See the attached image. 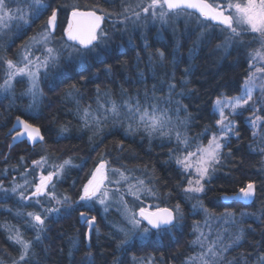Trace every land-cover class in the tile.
<instances>
[{
    "label": "trees",
    "instance_id": "obj_1",
    "mask_svg": "<svg viewBox=\"0 0 264 264\" xmlns=\"http://www.w3.org/2000/svg\"><path fill=\"white\" fill-rule=\"evenodd\" d=\"M138 2L140 0H45L47 9L21 35L13 36L11 40L9 36L2 38L0 54H4V45L8 44L6 58L16 60L23 44L28 37L40 30L52 9H58L59 18L65 24L71 5L76 3L81 8L84 5L99 4L114 13L102 24L111 37L108 42L110 51L102 52L99 56L91 54L88 62L82 66L74 61L67 68V76L54 83L50 79H42L40 89L43 95L35 110H27L31 97L21 94L26 87V80L23 78H16L14 91L0 92V185L9 189L7 195L0 191V264H13L19 256V246L8 239L9 233L4 226L19 228L25 239L34 240L36 233L28 226L30 218L27 212L48 206L47 198L41 197L45 201L44 205L24 202L21 209L19 196L10 189L15 184H24L25 178L33 183L38 182L39 175H46L53 170L52 164L71 158L80 166L69 168L63 178L56 181L55 191L58 196L68 194L76 201L83 183L101 156L109 162L110 167L127 170L146 182H150L154 175L159 199L144 198V206L154 207L158 204L171 209L179 203L183 211L181 227L163 239L153 235L148 240H136L133 244L118 248L123 233L118 232L113 224L123 225L126 222L115 205L105 213L96 204L88 215L96 216L99 232L95 229L91 231L89 246L86 247L84 234L88 227L86 223L80 222L79 210L67 216L62 211L59 215L52 214L45 221L46 231L42 233L41 242H34V255L28 264H87L88 251L92 254L93 264H148L149 258L152 264H185L188 257L199 252V248L191 245V241L195 239L193 229L199 224L205 233L208 232V228L204 227L206 215L199 208L193 209L195 201L185 200V194L179 186H186L187 180L182 178L175 160L169 158L170 150L177 148L174 134L171 141L156 137L150 143L143 132L127 134L124 126L114 124L109 119L102 130L93 136V130L82 127L77 106L83 109L91 105L96 110L97 88L100 90L102 103L115 100L122 104L128 98L137 97L143 102L146 92L149 97L152 96L154 85L157 97H167L168 83L174 82L177 87L170 105L173 124L178 125L182 134L186 133L191 141L190 150L195 151L196 144L206 145L216 131V117L213 114L215 100L221 96L234 97L240 93L241 85L249 72V53L259 45L253 42L249 46L254 34L248 33L244 45H233L230 54L225 55L222 49L217 50V44L224 39L221 31L223 26H217L214 31L206 33L193 49L199 31L195 21L186 26L181 19L175 33L171 27L161 29L158 22H153L150 14L147 20L141 19L137 24L119 23L115 14L123 13L124 8L129 5L135 7ZM147 2L149 0H145V5ZM17 4L26 7L22 0H12L13 8ZM141 15L143 17L144 13ZM114 21L117 22L113 23ZM62 35L61 28L56 33L57 40ZM157 49L165 53L162 62L156 55ZM190 49L193 51L190 52ZM40 54V51L36 52V55ZM150 55L153 57L151 62ZM67 56L68 53L65 52L61 61L65 66L68 65ZM107 65H111V72L105 70ZM5 68L0 61V83L5 78ZM186 69L189 70L187 74ZM185 79L188 81L187 85L183 84ZM74 83L79 90L69 97L66 93ZM177 100L180 102L179 106L175 103ZM161 102L166 103L163 100ZM248 114L246 111L233 117L239 136L231 137L229 147L223 149V162L217 166L219 171L214 174L206 192L202 194V200L204 207L212 214L210 223L213 238L223 225L218 217L225 211L234 212L237 220L242 219L241 213L249 214L243 217L246 223L236 226L246 230V239L241 247L230 250L226 256L228 260H240L242 255L247 257L251 254L254 264L255 256L264 252V127L257 128L254 139L253 130L247 123ZM261 115H264V111ZM17 116L38 126L44 141L33 145L24 140L14 145L13 135L9 130ZM185 118L186 127L179 124ZM61 126L68 129L63 136L60 134ZM206 127L209 129L207 132L204 131ZM200 133L204 135L201 136ZM90 137L93 138L90 140ZM42 156L47 157L48 164L43 169L34 168L33 160H39ZM248 182L256 185V196L252 204L245 206L239 202L224 201L225 195L231 197L238 194L239 189ZM26 189V195H30L33 189L28 186ZM23 190L18 189V192ZM169 192L171 195L167 196ZM126 199L131 201L132 197L127 196ZM223 227L229 228L230 232L236 230L229 225ZM77 238L80 241L78 250L72 247V241Z\"/></svg>",
    "mask_w": 264,
    "mask_h": 264
},
{
    "label": "snow or ice",
    "instance_id": "obj_2",
    "mask_svg": "<svg viewBox=\"0 0 264 264\" xmlns=\"http://www.w3.org/2000/svg\"><path fill=\"white\" fill-rule=\"evenodd\" d=\"M22 2L26 4V7H20L17 4L13 8L12 0H0V42L4 36H9L11 40L13 36L21 35L48 7L45 0H31V2L22 0ZM141 13H144L143 17ZM149 14L154 23L160 24L161 29L171 27L173 33L177 31L178 21L181 19L185 21L186 26L195 21L199 31L193 49L203 40L206 33L214 31L217 26H223L221 31L224 34L223 41L217 44V50L222 49L225 55L230 54L233 45H244L246 34H254L249 41V46L255 42L259 47L249 53V72L241 85L240 94L235 97L218 98L214 103V109L219 115V119L216 120L218 131L212 133L206 145L198 143L195 145V151L190 150L191 141L186 133H181L178 125L173 124L171 116L170 105L177 87L174 82L168 83L167 97H157L154 85L152 96L149 97L146 92L143 102L137 97L128 98L122 104L115 100L102 103L100 90L97 88V109L93 110L91 105L81 109L78 105L77 115L83 128L93 130V136L102 130L104 123L109 119L114 124L124 126L127 134L143 132L150 143L156 137L171 141L174 134L177 148L170 150L169 158L175 160L182 172V178L187 180L186 186H179L182 187L185 200L195 201L192 204L193 209L199 208L205 213L204 227L208 228V232L205 233L199 224L194 227L195 239L191 241V245L199 248V252L188 257L185 264H253L251 254L247 257L242 255L240 260L236 258L228 260L226 256L230 250L241 247L246 239V230L236 226L246 223L243 217L249 214L241 213L242 219L237 220L234 212L225 211L218 219L223 221V225H229L236 230L230 232L229 228L221 225V229L213 238L210 223L212 214L204 207L202 194L206 192L214 174L219 171L217 166L223 162V149L229 147L230 134L239 136L233 117L238 113L242 115L240 110L248 106L246 110L253 113L248 121L251 127L253 129L264 127V115H261L264 111V0H149L146 5L145 0H140L135 7L129 5L124 8L123 13L115 15L119 23L126 25L128 22L137 24L141 19L147 20ZM113 15V12H109L99 4L84 5L81 8L76 3L71 5L65 24L59 18L58 9H52L51 15L47 17L40 30L28 37L23 44L18 59H7L9 45H4V54H0V61L6 68L3 83H0V92L14 91L16 78H23L26 80V87L21 94L31 97L27 110L29 112L35 110L43 95L40 89L42 79H50L54 83L55 80L67 76V68H70L74 61L82 66L88 62L91 54L96 53L99 56L102 52L110 51L108 42L111 37L102 24ZM61 28L63 35L57 40L56 33ZM145 47H148L146 37ZM193 49H190V52ZM37 51L41 54L36 55ZM65 52L68 53L67 66L61 63ZM156 55L161 62L165 58V53L159 49L156 50ZM152 59L150 55L149 61L151 62ZM105 70L111 72V65H107ZM188 71L186 69L185 73L187 74ZM80 78L83 80V75ZM187 83L186 79L183 80V84L187 85ZM257 89L260 91L259 98L254 95ZM78 90L74 83L66 95L71 97ZM182 94L179 93V95ZM162 100L166 103H162ZM175 103L178 106L180 104L178 100ZM176 111H179V107ZM179 124L186 127L187 118L179 121ZM13 130L16 131V135L13 136L14 142H20L26 138L29 143L35 145L44 141L40 128L19 116L10 131ZM208 130L206 127L204 131ZM67 131L66 126H61V136ZM199 135L202 136L204 133ZM252 136L255 139L257 132L253 131ZM21 159L23 161V158ZM32 163L34 168L43 169L48 164V159L42 156L39 160H33ZM79 166L68 158L59 164H52L53 170L46 175H39L38 182L33 183L25 178L24 184H15L10 189L13 194L19 196L22 202L21 209L24 207V202L44 205L45 201L41 200V197L47 198L48 203L47 207L27 212L30 218L28 226L36 233L34 240L25 239L19 228L4 226L5 231L9 233L8 239L19 246V256L13 264H28L31 256L34 255L32 251L34 242H41L42 233L46 231L45 221L50 219L52 214L59 215L62 211L67 216L79 210L80 222L86 223L89 230L84 234L85 239L90 240L91 231L95 229L98 233L99 229L96 227V216H89L88 213L96 204H99L105 213L115 205L123 221L126 222L123 225L113 224L118 232L123 233L118 248L133 244L136 240H148L153 235L163 239L181 227L183 211L179 203L171 209L160 207L158 204L154 207L144 206V198L159 199V189L154 182L156 180L154 175L150 182H146L145 179L134 176L127 170L110 167L103 156L83 183L76 201H73L68 194L58 196L55 191L56 181L62 179L69 168ZM27 171L26 169L25 172ZM109 185H116V187H109ZM26 186L33 189L30 195H26ZM18 189L24 190L18 192ZM0 191L7 195L9 189H4L0 185ZM166 195L170 196L171 193ZM127 196H131L132 200H127ZM255 196L256 185L254 182H248L245 187L239 189L238 194L231 197L225 195L223 199L247 205L254 201ZM18 214L23 213L18 212ZM79 243L78 238L73 240L72 247L78 250ZM91 255L90 251L86 252L87 264H93ZM148 264H152L151 258ZM254 264H264V252L255 256Z\"/></svg>",
    "mask_w": 264,
    "mask_h": 264
},
{
    "label": "rangeland",
    "instance_id": "obj_3",
    "mask_svg": "<svg viewBox=\"0 0 264 264\" xmlns=\"http://www.w3.org/2000/svg\"><path fill=\"white\" fill-rule=\"evenodd\" d=\"M227 14V13H226ZM17 78H19V77H17ZM240 94V93H239ZM238 94V95H239ZM238 95H236V96H238ZM254 95L257 97V98H259V96H260V91H259V89H257L256 90V92L254 93ZM235 97V96H234ZM219 98H225V96H221V97H219ZM218 99V98H217ZM216 99V100H217ZM215 100V101H216ZM215 103V102H214ZM251 103V102H250ZM248 108V106H245V109H242V110H240L242 113H244V112H246V111H248L249 112V114H248V116H247V123H248V125L250 126V128L253 130V131H256L257 129H253L252 127H251V125H250V123L248 122L249 121V119L252 117V115H253V113H252V111H249V110H246ZM226 111H227V109H226ZM213 114L215 115V117H216V120L217 119H219V115H218V113L215 111V109H214V104H213ZM237 115H240L239 113L237 114ZM216 131H218V129H217V126H216ZM230 136L231 137H233L234 135H231L230 134ZM26 142L27 143H29L28 141H27V139H26ZM29 144H32V143H29Z\"/></svg>",
    "mask_w": 264,
    "mask_h": 264
},
{
    "label": "water",
    "instance_id": "obj_4",
    "mask_svg": "<svg viewBox=\"0 0 264 264\" xmlns=\"http://www.w3.org/2000/svg\"><path fill=\"white\" fill-rule=\"evenodd\" d=\"M15 124H16V119H14V121H13V123H12V127L10 128V130L13 129V126H14ZM10 130H9V133L12 134L13 136H15V135H16V131H14V130H13V131H10ZM13 136H12V143H13L14 145H15V144H19V143L23 142L24 140H26V138H25L23 141H20V142H14V141H13ZM224 201L227 202V200H225V199H224ZM242 204H243V203H242ZM250 204H252V202L248 203L247 205H245V204H243V205L248 206V205H250ZM88 231H89V230H88ZM88 231H87V232H88ZM154 231H155V230H154ZM85 240H86V242H87V245L89 246V244H88V243H89V240H87V239H85Z\"/></svg>",
    "mask_w": 264,
    "mask_h": 264
}]
</instances>
